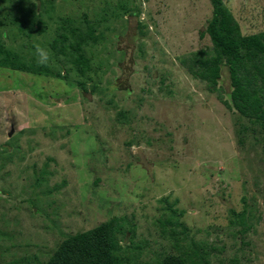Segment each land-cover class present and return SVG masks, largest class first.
Here are the masks:
<instances>
[{"label": "rangeland", "instance_id": "obj_1", "mask_svg": "<svg viewBox=\"0 0 264 264\" xmlns=\"http://www.w3.org/2000/svg\"><path fill=\"white\" fill-rule=\"evenodd\" d=\"M223 2L264 33V0ZM211 18L209 0H0V43L65 77L0 68V264H46L106 223L142 263L197 245L264 264V121L226 105L227 68L216 88L189 69ZM90 28L80 76L72 30Z\"/></svg>", "mask_w": 264, "mask_h": 264}, {"label": "trees", "instance_id": "obj_2", "mask_svg": "<svg viewBox=\"0 0 264 264\" xmlns=\"http://www.w3.org/2000/svg\"><path fill=\"white\" fill-rule=\"evenodd\" d=\"M209 1L212 5V18L205 33L213 44V54L206 60L201 58L202 53L194 55L196 66H190L189 69L196 75L195 71L199 67L198 75L216 88L222 69L227 68L231 91L226 105L242 117L263 122L264 33L243 35L223 0ZM72 34L78 36L75 46L70 47L74 56L72 64L76 72L84 76L90 70V61L85 57L82 47L87 44L88 39L96 41V37L93 28L89 29L88 37L82 35L79 29H73ZM0 68L65 79L60 74H52L46 67L40 68L35 63L27 62L23 56L9 51L1 43ZM81 88H84L82 84ZM119 233L126 234L121 227L113 229L112 223H106L69 237L58 246L46 264H150L137 261L139 256H135L133 252L137 247H132L133 244L121 246L117 238ZM129 234L131 232L128 231L127 236ZM193 248L192 258L185 252L165 256L154 264H209V254L205 249L197 245ZM228 264H234V260L231 259Z\"/></svg>", "mask_w": 264, "mask_h": 264}, {"label": "clouds", "instance_id": "obj_3", "mask_svg": "<svg viewBox=\"0 0 264 264\" xmlns=\"http://www.w3.org/2000/svg\"><path fill=\"white\" fill-rule=\"evenodd\" d=\"M35 54L38 56L37 63L46 65L49 62V53L39 45L35 46Z\"/></svg>", "mask_w": 264, "mask_h": 264}]
</instances>
